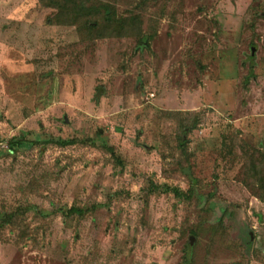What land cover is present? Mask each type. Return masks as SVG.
Returning a JSON list of instances; mask_svg holds the SVG:
<instances>
[{
  "label": "rangeland",
  "instance_id": "obj_1",
  "mask_svg": "<svg viewBox=\"0 0 264 264\" xmlns=\"http://www.w3.org/2000/svg\"><path fill=\"white\" fill-rule=\"evenodd\" d=\"M90 1L0 0V264H264V0Z\"/></svg>",
  "mask_w": 264,
  "mask_h": 264
},
{
  "label": "trees",
  "instance_id": "obj_2",
  "mask_svg": "<svg viewBox=\"0 0 264 264\" xmlns=\"http://www.w3.org/2000/svg\"><path fill=\"white\" fill-rule=\"evenodd\" d=\"M44 2L47 6H51L60 13L68 15L69 23L70 24H76L79 19L81 18H94V20H90L87 23V27L91 29V31H94L96 33H101L102 31L114 29L115 31L119 32L121 28L125 25L126 21L120 19L118 16L117 9L115 5L111 3L107 4H101L102 7L95 8L94 6H91L90 0H41ZM94 5V4H92ZM65 16V15H64ZM139 35V34H138ZM141 35V34H140ZM150 37L142 36L140 38L139 44L141 46H148L149 45ZM104 91V89H101ZM99 91L96 95V101H99L103 92ZM184 141V142H183ZM183 144H181L182 150L186 147V141L182 140ZM28 140H26L24 137H18L13 138L8 142L9 145V153L15 152L17 149H20L24 147L26 144H30ZM34 143V142H33ZM58 145H61L62 147H67L74 145L76 143L75 140H68L63 141L59 140L56 142ZM189 179L192 183H195V179L192 176L191 172L189 171L187 173ZM256 179L255 174L253 175ZM263 181L257 180V189L259 191H263ZM157 189V188H156ZM159 190L163 193H174L177 197H183L185 194H182L178 189L176 188H169L168 186L159 187ZM65 214L70 215H83L84 211L83 209L72 207L65 211ZM187 263V262H186Z\"/></svg>",
  "mask_w": 264,
  "mask_h": 264
},
{
  "label": "water",
  "instance_id": "obj_3",
  "mask_svg": "<svg viewBox=\"0 0 264 264\" xmlns=\"http://www.w3.org/2000/svg\"><path fill=\"white\" fill-rule=\"evenodd\" d=\"M192 240V239H191Z\"/></svg>",
  "mask_w": 264,
  "mask_h": 264
}]
</instances>
